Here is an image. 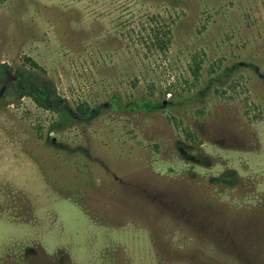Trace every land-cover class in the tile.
Wrapping results in <instances>:
<instances>
[{
  "label": "rangeland",
  "instance_id": "obj_1",
  "mask_svg": "<svg viewBox=\"0 0 264 264\" xmlns=\"http://www.w3.org/2000/svg\"><path fill=\"white\" fill-rule=\"evenodd\" d=\"M0 264H264V0H0Z\"/></svg>",
  "mask_w": 264,
  "mask_h": 264
},
{
  "label": "trees",
  "instance_id": "obj_2",
  "mask_svg": "<svg viewBox=\"0 0 264 264\" xmlns=\"http://www.w3.org/2000/svg\"><path fill=\"white\" fill-rule=\"evenodd\" d=\"M194 71V70H193ZM195 73V72H194ZM22 96H24L25 95V93H23V94H21ZM31 98H33L34 99V101L40 106V107H44L43 106V104L39 101V99H37V98H35L34 97V95H32V96H30ZM87 112V110L85 109V111H83V113H86Z\"/></svg>",
  "mask_w": 264,
  "mask_h": 264
}]
</instances>
